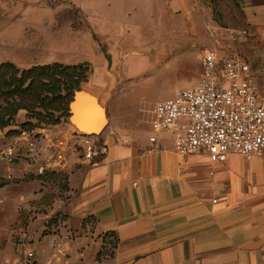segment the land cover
I'll return each instance as SVG.
<instances>
[{
    "label": "crops",
    "instance_id": "obj_1",
    "mask_svg": "<svg viewBox=\"0 0 264 264\" xmlns=\"http://www.w3.org/2000/svg\"><path fill=\"white\" fill-rule=\"evenodd\" d=\"M188 6L181 0L173 4ZM245 13L249 26L264 33V0H249ZM88 91L100 110L105 89L91 82ZM18 129H0V179L29 180L44 189L41 176L49 170L66 173L72 216L81 226L93 219L97 237L116 241L114 258L103 264H264L263 156L248 162L230 155L226 163H213L205 153L177 154L168 136H161L160 152L149 153V136L122 140L106 128L94 137L106 154L89 161L70 115L53 128L12 136ZM6 191L0 189V213ZM15 233L0 227V264H29L28 254L32 264H86L82 239L50 242L40 230L34 233L36 248L26 250L14 242Z\"/></svg>",
    "mask_w": 264,
    "mask_h": 264
},
{
    "label": "rangeland",
    "instance_id": "obj_2",
    "mask_svg": "<svg viewBox=\"0 0 264 264\" xmlns=\"http://www.w3.org/2000/svg\"><path fill=\"white\" fill-rule=\"evenodd\" d=\"M176 1L0 0V66L11 64L26 71L52 62L88 65L93 71L90 82L105 89L106 128L116 138L134 142L149 136L158 102L198 85L206 48L248 62L264 96V33H256L247 23L249 0H181L190 5L187 9L173 7ZM230 29L247 34L232 39L226 32ZM14 121L19 129L12 136L33 131L23 128L29 121L25 111ZM41 177L44 189L29 185V180L0 179L7 187L0 227L15 231L14 242L26 250L36 248L34 233L43 230L50 242L85 241L86 264L112 261L114 238L97 237L93 219L81 226L72 216L67 174L49 170ZM14 198L20 203H10ZM93 241L99 248H91ZM29 261L32 264L33 259Z\"/></svg>",
    "mask_w": 264,
    "mask_h": 264
},
{
    "label": "built area",
    "instance_id": "obj_3",
    "mask_svg": "<svg viewBox=\"0 0 264 264\" xmlns=\"http://www.w3.org/2000/svg\"><path fill=\"white\" fill-rule=\"evenodd\" d=\"M229 37L247 32L226 30ZM198 85L178 90L171 99L160 101L152 112L149 153L161 151V136L171 139L181 156L205 153L213 163H226L230 155L246 161L264 157V96L248 62L223 56L215 48L201 55ZM83 157L92 161L107 152L94 136L77 134ZM12 151L9 156H12ZM33 257V254H28Z\"/></svg>",
    "mask_w": 264,
    "mask_h": 264
},
{
    "label": "trees",
    "instance_id": "obj_4",
    "mask_svg": "<svg viewBox=\"0 0 264 264\" xmlns=\"http://www.w3.org/2000/svg\"><path fill=\"white\" fill-rule=\"evenodd\" d=\"M86 67L88 65L55 63L21 71L11 64L0 66V129L13 126L14 118L21 111H25L29 119L23 124L24 130L61 125L70 115L69 105L74 93L93 73ZM42 110L55 113L43 116L39 112ZM56 113L58 117L54 116ZM33 120L37 121L36 126L31 122ZM3 187L0 184V189Z\"/></svg>",
    "mask_w": 264,
    "mask_h": 264
},
{
    "label": "water",
    "instance_id": "obj_5",
    "mask_svg": "<svg viewBox=\"0 0 264 264\" xmlns=\"http://www.w3.org/2000/svg\"><path fill=\"white\" fill-rule=\"evenodd\" d=\"M92 75V74H91ZM91 77V76H90ZM90 77L87 83H84L81 85L80 89L77 90L74 95H73V100L69 105V111H70V123L72 125H74L79 132H77V134L80 135H85V136H99L102 132H104V130L106 129L107 125H106V121L108 120V116L107 113L104 111L105 109V104L104 102L101 104H99L100 106V112H101V120L100 122H97L95 124H92L91 126H85L81 119L78 117V115L80 113H82L84 110H82V108L79 106V103L81 102L82 99H84L85 97L90 98V93L88 91V87H89V83L90 82ZM94 100H92V98H90L89 105H93L94 107H96L98 105L97 99L93 98ZM88 131L91 132H95L98 131V133H88Z\"/></svg>",
    "mask_w": 264,
    "mask_h": 264
},
{
    "label": "bare ground",
    "instance_id": "obj_6",
    "mask_svg": "<svg viewBox=\"0 0 264 264\" xmlns=\"http://www.w3.org/2000/svg\"><path fill=\"white\" fill-rule=\"evenodd\" d=\"M89 102H90V98L85 97L84 99L81 100V102L79 103V106L82 108L83 105L87 106ZM90 107L91 108L88 107V109H85V111H83L84 113H80L78 115V117L81 119L82 123L86 127L87 126L89 127L92 124L100 122L101 120V112L95 107H92V106ZM88 133H98V131H95V132L88 131Z\"/></svg>",
    "mask_w": 264,
    "mask_h": 264
}]
</instances>
